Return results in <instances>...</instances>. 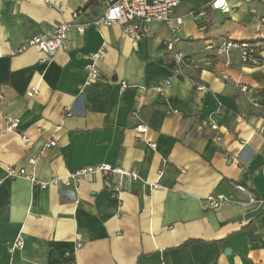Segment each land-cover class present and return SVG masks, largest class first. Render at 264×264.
I'll return each mask as SVG.
<instances>
[{
  "label": "crops",
  "instance_id": "crops-1",
  "mask_svg": "<svg viewBox=\"0 0 264 264\" xmlns=\"http://www.w3.org/2000/svg\"><path fill=\"white\" fill-rule=\"evenodd\" d=\"M210 2L181 0L169 22L132 40L94 24L100 0H0V264H264V119L250 102L264 90V51L259 67L232 51L175 74L164 48L175 35L176 50L200 60L227 36L264 40V0H226V14ZM60 23L71 27L53 56L27 48ZM96 54L99 78L83 86ZM5 117L18 121L14 133ZM6 166L45 182L89 167L126 173L40 187L6 179ZM210 194L230 201L209 210ZM17 238L23 247L9 254Z\"/></svg>",
  "mask_w": 264,
  "mask_h": 264
},
{
  "label": "built area",
  "instance_id": "built-area-1",
  "mask_svg": "<svg viewBox=\"0 0 264 264\" xmlns=\"http://www.w3.org/2000/svg\"><path fill=\"white\" fill-rule=\"evenodd\" d=\"M105 4V10L103 15L94 22L95 25H118L123 34L129 37L132 40H138L142 37L148 35V27L154 22H164L167 23L171 20L174 10L178 7L181 0H100ZM210 8L212 10H218L221 13H228L229 8L227 6L226 0H211ZM79 14V11L73 14L75 18ZM177 26L173 32L177 33L181 26V22L178 19L176 21ZM264 25V18H259L257 25V33H260V29ZM71 25L68 23L58 24L53 33L46 36H35L27 41V48L37 49L39 52L44 54L46 57L53 56L58 50L64 47L66 41L67 32L69 31ZM86 25L76 26V30L79 33L83 32V29ZM200 30H204V27H200ZM263 36H260V39L253 41H237L233 40L230 37L224 38L220 44H208L204 51L206 55L203 59L195 60L190 57L183 56L180 52L176 50V44L180 42V38L173 35L171 40L165 42V50L172 56L175 62L174 73L179 74V66L187 65L193 68L201 67V64L210 62L212 57H221L228 59L229 54L232 51H237L239 61L243 67L246 68H255L261 65V53L264 51V40ZM97 54L91 57V62L85 66V71L87 74V79L83 86L89 85L99 78L98 70L95 66V60ZM225 78V76H224ZM127 84H121V90L125 89ZM238 89L241 93L247 94L249 88L247 86H238ZM158 93L161 94V89H157ZM35 93V90L28 93L29 97H32ZM261 100L264 102V97H252L250 102L254 108L262 109L264 108L261 105ZM170 113L177 114V110H172ZM6 122V132L14 133L18 121L10 118H4ZM204 126H210L212 129H216V125L210 121L206 120L202 122ZM138 132H145V126H139L136 129ZM27 142V140H24ZM56 143L54 140L49 141L44 144L43 149H48L55 147ZM30 165H34V160H29ZM6 179H25L31 184L38 185L40 187H45L48 184L57 185L62 183L65 186H68L70 181H75L77 178L82 176H87L95 173H119L125 174L126 172L122 170H111L107 166H101L98 168H83L71 173L67 178L60 180L57 179L51 180L50 182L37 181L31 174H28L23 167H13L6 166L3 168ZM133 180H137L138 176L135 173L129 174ZM155 187V186H153ZM235 192L247 196V205L255 204L256 199L249 195L247 189L242 185L235 184L233 186ZM229 198L223 194H210L205 198V207L209 210H216L224 204L229 202ZM23 247V241L21 238H17L13 243L10 244L8 248V253L13 254L16 250H20Z\"/></svg>",
  "mask_w": 264,
  "mask_h": 264
},
{
  "label": "trees",
  "instance_id": "trees-1",
  "mask_svg": "<svg viewBox=\"0 0 264 264\" xmlns=\"http://www.w3.org/2000/svg\"><path fill=\"white\" fill-rule=\"evenodd\" d=\"M259 97H264V90L260 93ZM260 103H261L262 107L264 108V102H262V100H261ZM259 115L264 119V110L260 109Z\"/></svg>",
  "mask_w": 264,
  "mask_h": 264
},
{
  "label": "water",
  "instance_id": "water-1",
  "mask_svg": "<svg viewBox=\"0 0 264 264\" xmlns=\"http://www.w3.org/2000/svg\"><path fill=\"white\" fill-rule=\"evenodd\" d=\"M230 253V251L229 250H225V254H229Z\"/></svg>",
  "mask_w": 264,
  "mask_h": 264
},
{
  "label": "rangeland",
  "instance_id": "rangeland-1",
  "mask_svg": "<svg viewBox=\"0 0 264 264\" xmlns=\"http://www.w3.org/2000/svg\"><path fill=\"white\" fill-rule=\"evenodd\" d=\"M227 21V20H226Z\"/></svg>",
  "mask_w": 264,
  "mask_h": 264
}]
</instances>
